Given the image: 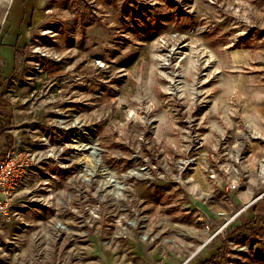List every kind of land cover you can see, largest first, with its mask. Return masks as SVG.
I'll use <instances>...</instances> for the list:
<instances>
[{
  "label": "rangeland",
  "instance_id": "obj_1",
  "mask_svg": "<svg viewBox=\"0 0 264 264\" xmlns=\"http://www.w3.org/2000/svg\"><path fill=\"white\" fill-rule=\"evenodd\" d=\"M44 13L0 104L32 155L0 264H264V0Z\"/></svg>",
  "mask_w": 264,
  "mask_h": 264
},
{
  "label": "crops",
  "instance_id": "obj_2",
  "mask_svg": "<svg viewBox=\"0 0 264 264\" xmlns=\"http://www.w3.org/2000/svg\"><path fill=\"white\" fill-rule=\"evenodd\" d=\"M46 2L47 0H8L7 9L0 16V104L2 103L1 99L4 97L5 86L12 79L11 74L14 72L17 51L23 50L29 41L32 30L44 19V5ZM261 103L262 105L258 106L257 109L264 112V98ZM1 121L2 117L0 115ZM4 147L0 127V153L4 151ZM139 241L138 238L136 240L134 237L130 241L131 246L137 252L150 255L156 261L161 259L155 250H149L145 247V244H148L147 242L143 244V241ZM215 246V249H217L218 244ZM164 260L166 262L172 261L168 257Z\"/></svg>",
  "mask_w": 264,
  "mask_h": 264
},
{
  "label": "built area",
  "instance_id": "obj_3",
  "mask_svg": "<svg viewBox=\"0 0 264 264\" xmlns=\"http://www.w3.org/2000/svg\"><path fill=\"white\" fill-rule=\"evenodd\" d=\"M31 161L32 155L16 142H12L0 156V215L8 213Z\"/></svg>",
  "mask_w": 264,
  "mask_h": 264
}]
</instances>
